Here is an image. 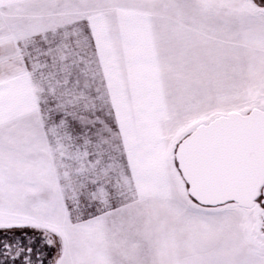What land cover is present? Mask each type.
Segmentation results:
<instances>
[{
  "label": "snow or ice",
  "instance_id": "obj_1",
  "mask_svg": "<svg viewBox=\"0 0 264 264\" xmlns=\"http://www.w3.org/2000/svg\"><path fill=\"white\" fill-rule=\"evenodd\" d=\"M0 264H264V0H0Z\"/></svg>",
  "mask_w": 264,
  "mask_h": 264
}]
</instances>
